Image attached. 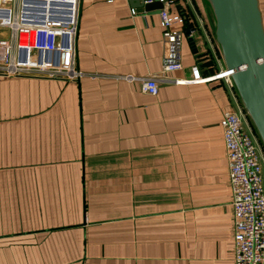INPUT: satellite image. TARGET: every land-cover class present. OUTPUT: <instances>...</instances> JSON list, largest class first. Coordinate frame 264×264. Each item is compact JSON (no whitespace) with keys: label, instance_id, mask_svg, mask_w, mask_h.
I'll return each mask as SVG.
<instances>
[{"label":"crops","instance_id":"obj_1","mask_svg":"<svg viewBox=\"0 0 264 264\" xmlns=\"http://www.w3.org/2000/svg\"><path fill=\"white\" fill-rule=\"evenodd\" d=\"M174 2L196 36L170 76L217 72L205 1ZM162 34L138 1L80 0L83 77L0 75V264H234L220 120L238 97L223 79L156 95L124 79L160 71Z\"/></svg>","mask_w":264,"mask_h":264},{"label":"built area","instance_id":"obj_2","mask_svg":"<svg viewBox=\"0 0 264 264\" xmlns=\"http://www.w3.org/2000/svg\"><path fill=\"white\" fill-rule=\"evenodd\" d=\"M159 2L163 41L167 45L161 69L151 75L123 78L137 81L141 90L150 95L157 94L159 81L182 84L223 79L233 87L232 70L224 65L217 72L203 73L195 63L188 78L170 76L182 68L183 35L194 42L196 30L184 27L181 13H172L174 0ZM79 9L80 0H0V75L71 82L83 77L76 61ZM220 126L232 193L233 261L264 264V150L239 100L235 107L223 112Z\"/></svg>","mask_w":264,"mask_h":264},{"label":"water","instance_id":"obj_3","mask_svg":"<svg viewBox=\"0 0 264 264\" xmlns=\"http://www.w3.org/2000/svg\"><path fill=\"white\" fill-rule=\"evenodd\" d=\"M146 11L159 0H134ZM213 18L214 40L248 119L264 150V26L258 0H204Z\"/></svg>","mask_w":264,"mask_h":264},{"label":"trees","instance_id":"obj_4","mask_svg":"<svg viewBox=\"0 0 264 264\" xmlns=\"http://www.w3.org/2000/svg\"><path fill=\"white\" fill-rule=\"evenodd\" d=\"M175 1V0H174ZM179 13H181L184 17H185V24H184V27L185 28H188V27H192V24H191V21L189 20V18L187 17V13L185 12V10H183L182 8H179ZM189 42H190V44H191V46L193 47V49H195L194 48V46H193V41L190 39L189 40ZM207 62V65H209V69L210 68H212V66L214 65V63H213V61H211V59L210 60H208V61H206ZM209 71V70H208ZM233 88H234V86H233ZM234 90H235V88H234ZM235 92H236V90H235ZM236 95H237V93H236ZM237 97H238V95H237ZM238 100H239V98H238ZM240 102V101H239ZM253 127V126H252ZM253 129H254V127H253ZM254 132L256 133V131H255V129H254Z\"/></svg>","mask_w":264,"mask_h":264},{"label":"rangeland","instance_id":"obj_5","mask_svg":"<svg viewBox=\"0 0 264 264\" xmlns=\"http://www.w3.org/2000/svg\"><path fill=\"white\" fill-rule=\"evenodd\" d=\"M206 4V3H205ZM207 6V4H206ZM207 9H208V12H209V22L211 24V27L213 28V18H212V15H211V12L209 10V7L207 6ZM211 33H212V36H213V39H214V34H213V29L211 30ZM184 38V37H183ZM224 65V64H223Z\"/></svg>","mask_w":264,"mask_h":264}]
</instances>
